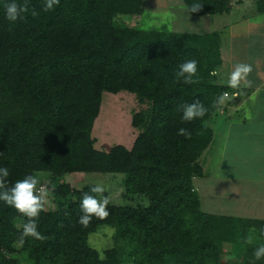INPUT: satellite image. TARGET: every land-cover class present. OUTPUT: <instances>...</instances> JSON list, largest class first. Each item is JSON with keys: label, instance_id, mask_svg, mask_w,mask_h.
Masks as SVG:
<instances>
[{"label": "trees", "instance_id": "1", "mask_svg": "<svg viewBox=\"0 0 264 264\" xmlns=\"http://www.w3.org/2000/svg\"><path fill=\"white\" fill-rule=\"evenodd\" d=\"M182 1L194 16L232 9V0ZM7 2L0 0V167L9 171V187L37 172L58 184L53 206L37 218L44 240L29 236L21 243L27 218L0 201V264H225L237 250L238 264H250L264 244V220L203 211L194 184L204 175L200 158L221 111L216 101L234 94L218 82L221 32L147 30L119 20L139 17L145 0H60L48 11L44 0H28L30 12L15 23L5 18ZM194 3L202 8L191 13ZM256 5L264 11V0ZM189 59L198 61L194 84L176 77ZM121 91L149 104L132 117L140 132L131 148L99 149L92 132L103 94ZM195 101L207 114L182 121L183 106ZM180 128L191 137L178 135ZM80 173L121 174L124 196L139 202L110 201L107 218L93 216L83 227L77 222L82 195L96 194L91 185L59 181ZM102 228L113 236L100 250L90 235ZM253 234L256 242H248Z\"/></svg>", "mask_w": 264, "mask_h": 264}, {"label": "crops", "instance_id": "2", "mask_svg": "<svg viewBox=\"0 0 264 264\" xmlns=\"http://www.w3.org/2000/svg\"><path fill=\"white\" fill-rule=\"evenodd\" d=\"M257 1L232 0L229 13L193 16L201 18L196 24L202 31L193 29L191 32H221L222 64L217 70L220 84L228 85V79L223 81L225 73L220 71L225 67L228 76L238 62L253 68L248 76L252 86L231 88L234 94L213 119L214 136L204 153L211 151L208 149L217 138L214 150L220 152V170L214 164L210 170L211 174L220 172V200L226 213H210L264 220V11H258ZM235 5L241 11L238 17L234 16ZM186 12L189 13L188 9ZM224 15L226 20L221 23L223 19L218 20V17ZM214 17H217L216 27ZM205 21L210 23L208 31ZM178 26L181 29L176 26V31H184V26ZM213 198L211 200H217Z\"/></svg>", "mask_w": 264, "mask_h": 264}, {"label": "rangeland", "instance_id": "3", "mask_svg": "<svg viewBox=\"0 0 264 264\" xmlns=\"http://www.w3.org/2000/svg\"><path fill=\"white\" fill-rule=\"evenodd\" d=\"M186 10L187 7L182 0H145L144 9L139 17L136 18L124 15L120 16L119 20L121 22L123 21L125 24L139 26L147 30L165 28L176 31V26L181 29L180 26H178V24H181L184 26V28H182L184 31L191 32L193 29L202 31L196 24L201 18L196 17L194 19V15H189ZM239 10L237 6L234 8V16L238 17L239 13L241 14ZM221 18L223 20H221ZM204 20H206V18ZM218 20H221V23H223L225 22L224 20H226V16H219ZM213 21L216 27L217 17H214ZM206 24L207 28L205 30L208 31V29H210V23ZM195 26H197V28H194ZM220 71L225 73L226 78H224L223 81L226 82V79L229 77L227 68L225 67ZM148 107L149 104L140 101L134 93L128 91H121L118 93L104 92L101 110L96 118L92 132L96 147L102 150H109L113 145L122 144L127 148H131L140 132V130L135 128L132 124L133 114L141 110L144 111ZM217 141L216 138L210 146L211 149H208L211 151H206L204 155H202L201 162L204 168V175L196 177L194 179V184L200 194L202 200L201 209L203 211L226 213L220 200V187L222 185L220 172L219 174H211L210 170L212 164L217 167L218 171L220 170V152L214 150ZM36 175L40 180V184H38L37 188L45 186L49 191V202L46 205L51 208L54 204L53 189H55L58 183L53 181L51 174L48 172H37ZM59 181L61 183H69L77 188H82L86 185L101 184L106 189L104 194H107L111 203L116 205H136L139 202L138 200H132L124 196L125 188L123 185V176L121 174H67ZM205 190L206 192L209 191L208 195ZM212 198L217 200H211ZM209 201L211 203H209ZM144 203H146V201H144ZM112 236L113 231L111 229L102 228V230L100 229L97 233L90 235V241L96 248L102 250L111 245ZM252 238L251 242H256L254 234ZM230 246L232 250L236 247V245ZM240 248L243 249V245H241ZM240 260V251L237 250L234 254L227 253L224 263L227 261L225 264H238ZM22 264H28V262L23 259Z\"/></svg>", "mask_w": 264, "mask_h": 264}, {"label": "clouds", "instance_id": "4", "mask_svg": "<svg viewBox=\"0 0 264 264\" xmlns=\"http://www.w3.org/2000/svg\"><path fill=\"white\" fill-rule=\"evenodd\" d=\"M60 0H44L43 10L48 11L58 5ZM5 18L10 23H15L19 19H23L25 14L30 12L28 0H10L3 5ZM202 8V4L194 3L190 7L191 13L198 12ZM33 17L37 16L36 10H31ZM11 30V29H9ZM253 71L250 64L238 62L234 65L233 70L229 74L227 84L233 89L240 87H251L252 81L248 79V76ZM198 61L195 59H189L182 62L179 65V70L176 72V77L182 79L185 84H194L198 82ZM229 99L227 92L221 94L216 101L217 104H223ZM182 121H192L198 118H203L207 112L206 108L201 102L195 101L191 104L183 106ZM205 127L207 125L205 124ZM178 135H183L186 138L191 137V133L185 129L180 128ZM9 171L6 167H0V201L5 202L7 205L14 207L20 214L26 217V222L22 224V231L19 237L21 243L24 242L26 237H33L37 240H44L46 237L38 231L37 218L41 211L45 210L46 204H48L49 191L47 187L41 186L40 180L37 175L29 174L23 179L17 180L11 187L8 186L7 178ZM91 195L88 192L83 193L80 201L81 215L78 218V223L83 227H87L95 216L99 219H105L109 215L108 205L110 199L107 195H104L106 189L101 184H93L90 187ZM65 215H68L65 212ZM63 226L62 224L60 225ZM261 235H264V229H261ZM251 236L247 238L248 242H251ZM264 258V244L259 245L254 249L253 259L250 264H255V261Z\"/></svg>", "mask_w": 264, "mask_h": 264}]
</instances>
